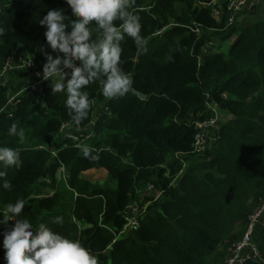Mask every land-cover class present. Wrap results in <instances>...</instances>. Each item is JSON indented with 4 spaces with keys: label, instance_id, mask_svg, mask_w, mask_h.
<instances>
[{
    "label": "trees",
    "instance_id": "16d2710c",
    "mask_svg": "<svg viewBox=\"0 0 264 264\" xmlns=\"http://www.w3.org/2000/svg\"><path fill=\"white\" fill-rule=\"evenodd\" d=\"M212 1L135 0L132 10L148 45L145 52L130 37L121 42V67L133 78V91L109 99L99 80L90 83L84 90L91 108L77 126L65 107L67 93L52 92L59 77L43 79L44 52L56 53L39 24L47 11L63 9L70 27V6L65 0H0V23L8 29L0 38V62L24 55L39 71L13 69L0 84V146L17 149L21 158L19 167L3 169L12 187H0V219L9 203L23 199L20 218L80 240L98 264H223L264 196V22L219 24L202 5ZM195 23L202 25L200 35ZM90 28L95 39L99 30ZM217 41L215 49L202 51ZM35 83L36 90L26 88ZM13 96L18 102L9 116L3 109ZM209 104L229 120L205 155H196L190 153L194 123L213 117ZM13 123L24 130L23 141L8 134ZM63 123L75 128V138L64 135ZM78 145L90 146L92 154L86 158ZM176 154L190 164L181 175V159L168 161ZM60 165L68 177L54 184ZM92 168L107 171L115 187L84 180L81 173ZM46 177L56 189L40 196L47 193L40 190ZM132 204H147L139 227L109 247ZM57 216L63 223H53ZM12 224H0V264L3 233ZM255 240L261 259L244 264H264V232Z\"/></svg>",
    "mask_w": 264,
    "mask_h": 264
},
{
    "label": "clouds",
    "instance_id": "9594fccd",
    "mask_svg": "<svg viewBox=\"0 0 264 264\" xmlns=\"http://www.w3.org/2000/svg\"><path fill=\"white\" fill-rule=\"evenodd\" d=\"M75 19L71 26L63 9L47 11L39 24L46 28V43L55 58L44 52L43 79L58 76L52 83V92H66L65 107L72 115L75 125L87 119L92 101L86 86L99 80L104 97L113 99L126 96L133 91V78L121 67V42L125 36L132 38L137 50L147 51L148 39L141 35L142 24L138 12L133 11L135 0H65ZM119 21V25L114 23ZM95 25L99 36L92 38L90 25ZM8 29L0 23V38ZM43 52V49H41ZM63 54V55H61ZM79 62V66L77 65ZM31 61L28 62V65ZM71 69V71H66ZM67 81L66 83L63 81ZM8 134L25 139V132L13 123ZM84 156L89 157L93 149L78 145ZM95 159V157H93ZM21 164L20 152L11 147L0 146V181L3 189L12 185L5 179L3 169ZM25 210V201L18 199L9 203L0 224L14 221L3 233L5 264H98V257L80 240L61 235L44 223L34 229L27 218H20ZM26 215V214H25ZM53 223H63L57 216Z\"/></svg>",
    "mask_w": 264,
    "mask_h": 264
},
{
    "label": "built area",
    "instance_id": "2783aa9c",
    "mask_svg": "<svg viewBox=\"0 0 264 264\" xmlns=\"http://www.w3.org/2000/svg\"><path fill=\"white\" fill-rule=\"evenodd\" d=\"M259 1L260 0H228L227 3L224 4L222 0H213L211 3L202 5L210 8L211 13L218 19L219 24L223 23L224 25L229 26L238 22L243 12H252L254 10L253 7L257 6ZM194 26L195 33L200 35L203 30L202 25L195 23ZM29 61H31V63L28 65ZM13 69H22L26 73L30 71L34 75H39L38 68L36 67L33 59L24 55L11 56L0 62L1 85L7 83L9 73ZM37 86V83H35L30 86H26V88L36 90ZM16 98V96L11 97L3 109L9 116L13 114L17 105L18 99ZM208 108L214 113L213 117L202 121H195L194 123L197 132L195 135V142L190 153L196 155H205L210 145L219 137V129L224 122L221 121L218 116L217 110L220 111V109H218L216 105L209 104ZM222 113L223 112L220 111L219 115L221 116ZM62 129L68 131L67 133H64L65 136L75 138V128L73 126L71 127L69 123H63ZM88 137L89 134H86L85 140ZM175 156H181L180 162L182 164V169L179 173V175H181L184 171L183 167L187 162L182 159L183 154H176ZM62 169L63 168H60V170ZM64 177L67 176L64 175ZM47 179L49 178L46 177L40 181L48 183L46 182ZM53 192L54 190H49L46 195L41 194L40 196H48ZM146 208L147 205L140 209L136 204H132L125 209V223L122 229L115 235V238L112 240L109 247L114 244L117 239L134 233L137 230L140 225V215L142 212L146 211ZM260 232H264V196L251 209L244 224V231L241 233L240 237L230 245L228 254L223 264H244L251 259H261L255 240L256 235ZM1 261L5 264L4 257L1 258Z\"/></svg>",
    "mask_w": 264,
    "mask_h": 264
},
{
    "label": "rangeland",
    "instance_id": "374dc122",
    "mask_svg": "<svg viewBox=\"0 0 264 264\" xmlns=\"http://www.w3.org/2000/svg\"><path fill=\"white\" fill-rule=\"evenodd\" d=\"M253 8L257 12V10H258L257 9V6H254ZM252 12H250V13H252ZM238 22L240 24H242L243 23V19L242 20H239ZM233 40H234V38H233ZM230 41H232V39ZM218 43L219 42L217 41L215 44H213V43L205 44L203 46V48H202V51H206L207 49H215V47H217V44ZM223 45L226 46V45H228V43L227 42H223L222 46ZM66 71H69V70L67 69ZM63 82L66 83L67 81L65 80ZM98 110L99 111L101 110L100 107H98ZM98 110H97V112H98ZM97 112L95 113V116L97 115ZM219 112L220 111L217 110L218 116L221 119V121L227 122L229 120L228 117H227V115L224 114V113H222V115L220 116L219 115ZM89 133H91L90 134L91 136L94 135V132H91L90 131ZM176 159L180 160L181 159V156H178V157L177 156L170 157V158H168V161H174ZM189 166H190V164H189V162H187L186 165L183 167L184 170H186ZM60 168H63V169L60 170ZM64 175L68 177V171H67V169L63 165H60L59 168H58V170L56 171V181L54 182V184H57V182L59 181V179L61 177L67 178V177H64ZM81 177L84 180L90 181L91 183H93L95 185H99V186H102V187H105V188H114L115 187V181L113 180V178L108 174L107 171H105L104 169H101V168H92V169L86 170V171H84V172L81 173ZM46 182H48V183H46V185H43L40 188V190H42V191L43 190L44 191L54 190L55 191L56 188L54 186L50 185L51 179L50 178L47 179ZM142 193H144V192H142ZM43 195H46V192H44Z\"/></svg>",
    "mask_w": 264,
    "mask_h": 264
},
{
    "label": "crops",
    "instance_id": "0c3cea01",
    "mask_svg": "<svg viewBox=\"0 0 264 264\" xmlns=\"http://www.w3.org/2000/svg\"><path fill=\"white\" fill-rule=\"evenodd\" d=\"M257 9H258L257 12L255 10H253L252 13L247 11L243 12V14L240 17V20L243 19V23H242L243 27H246L255 22H264V0L259 1V3L257 4Z\"/></svg>",
    "mask_w": 264,
    "mask_h": 264
},
{
    "label": "bare ground",
    "instance_id": "6f19581e",
    "mask_svg": "<svg viewBox=\"0 0 264 264\" xmlns=\"http://www.w3.org/2000/svg\"><path fill=\"white\" fill-rule=\"evenodd\" d=\"M232 41H233V38H232Z\"/></svg>",
    "mask_w": 264,
    "mask_h": 264
}]
</instances>
